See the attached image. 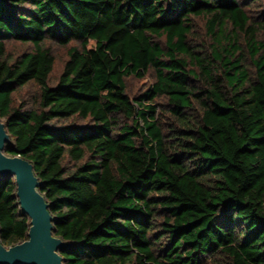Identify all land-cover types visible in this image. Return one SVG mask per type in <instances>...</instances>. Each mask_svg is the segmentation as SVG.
Listing matches in <instances>:
<instances>
[{
  "label": "trees",
  "instance_id": "trees-1",
  "mask_svg": "<svg viewBox=\"0 0 264 264\" xmlns=\"http://www.w3.org/2000/svg\"><path fill=\"white\" fill-rule=\"evenodd\" d=\"M47 40L81 46L52 84ZM0 120L63 264H264V0H0ZM16 194L0 177L5 247L28 238Z\"/></svg>",
  "mask_w": 264,
  "mask_h": 264
},
{
  "label": "water",
  "instance_id": "water-1",
  "mask_svg": "<svg viewBox=\"0 0 264 264\" xmlns=\"http://www.w3.org/2000/svg\"><path fill=\"white\" fill-rule=\"evenodd\" d=\"M8 142L0 120V177H14L20 212L29 218V229L28 238L21 243L9 247L0 243V264H63L60 252L70 244L53 235V217L38 190L40 181L33 164L18 155H6Z\"/></svg>",
  "mask_w": 264,
  "mask_h": 264
},
{
  "label": "rangeland",
  "instance_id": "rangeland-1",
  "mask_svg": "<svg viewBox=\"0 0 264 264\" xmlns=\"http://www.w3.org/2000/svg\"><path fill=\"white\" fill-rule=\"evenodd\" d=\"M260 7L253 6L249 10V14L253 17H258ZM194 23V38L195 42L207 41L210 39L207 37L206 29L204 27V19L202 17L193 18ZM162 40V39H161ZM6 51L11 57H15L26 50H32L33 45L30 43H22L19 41H7L6 42ZM93 45V41H89L87 46L91 47ZM44 47H47L51 50L52 54L55 58V63L53 70L51 72L49 79V84H52L56 81L58 75L62 70L63 63L67 58L68 50L71 47H81L79 42L72 41L67 45H60L54 41L47 40L43 44ZM155 79V74L153 70H150L143 78H136L135 76H130L126 78V91L129 97L132 99L135 95H139V93L143 92L149 84ZM37 86L34 83H30L22 88H20L15 94L14 99L15 102L18 103L20 99L24 96L27 99L37 94ZM159 102L164 103L163 100H158ZM164 111V110H163ZM165 113V112H164ZM167 115V114H165ZM8 247V246H7Z\"/></svg>",
  "mask_w": 264,
  "mask_h": 264
}]
</instances>
